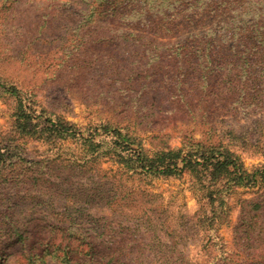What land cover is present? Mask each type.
Wrapping results in <instances>:
<instances>
[{"label": "trees", "instance_id": "16d2710c", "mask_svg": "<svg viewBox=\"0 0 264 264\" xmlns=\"http://www.w3.org/2000/svg\"><path fill=\"white\" fill-rule=\"evenodd\" d=\"M0 32L10 55L58 53L55 79L113 111L96 127L110 140L96 141L2 77L14 99L0 131V264L27 240L43 247H28L29 264L47 251L62 264H191V242L212 240L241 188L255 191L238 201L236 264H264V167L249 171L237 151L250 137L232 127L217 142L186 135L173 146L166 133L240 109L261 114L264 130V0H0ZM29 139L51 155L28 160ZM71 140L80 150L66 155ZM111 160L121 177L103 170ZM123 175H189L199 207L181 205L172 222L158 195Z\"/></svg>", "mask_w": 264, "mask_h": 264}, {"label": "rangeland", "instance_id": "374dc122", "mask_svg": "<svg viewBox=\"0 0 264 264\" xmlns=\"http://www.w3.org/2000/svg\"><path fill=\"white\" fill-rule=\"evenodd\" d=\"M10 51L11 48H9L8 42L2 37L0 32V131L7 129L13 113L14 98L4 95L1 88L4 82L2 77H5L10 78L8 83L19 85L17 88L25 97L33 93L36 95L38 103L49 107L48 109L50 110L55 108V113L73 122L84 133V137L93 134L96 141L110 140V138L106 137L103 130L96 127L111 118L113 111L108 107L94 105L86 97L85 91L69 87L65 83L64 86L61 85L62 82L60 83L55 79L57 72L56 70L53 71L54 68L47 70L48 63L58 53H50L51 55L45 58L41 55L44 52L40 50H34V52L30 50L24 51L21 56L10 55ZM62 100H64V104ZM261 117L259 113H248L240 109L237 115L218 117L213 120L211 125H202L200 123L172 124L166 133L170 134L168 137L169 142L173 146H179L180 141L186 135L217 142L219 137L221 138L222 132L234 127L240 133L245 134V137H250V139L245 138L247 140L246 147L237 151H239L238 153L245 168L253 171L256 168L264 167V130L259 131L260 127L255 130V127H258V123L256 124L255 121ZM214 126L216 129L214 128V130L207 133L210 127ZM257 134L260 136L259 140L255 142L253 137ZM225 138L227 139V136ZM65 145L69 148L65 150L66 155L72 154V152L76 154L80 150L78 146L75 147L72 140ZM25 149L23 156L34 162L43 161L46 156L51 155L48 147L38 140L29 139L25 144ZM84 151H82L83 155L85 154ZM102 167L110 176H122L121 169L114 165L112 160L103 161ZM123 180L128 181L129 185L131 184L135 188L146 190L149 194L158 195L159 199L153 200L166 205L169 220L172 222L178 216V209L181 205L185 206L184 209L189 215H194L199 207L196 196L190 190L189 175L167 180L153 178L148 180L131 179L128 175H123ZM254 191V188H241L238 194L232 196V202L229 205L230 211L221 221L217 228L218 230L213 231L214 237H212V240L208 241L207 239V241L203 242L199 237L200 241L194 239L186 254L188 257L187 261H190L191 264H236L242 254V248L240 247L242 241L235 239L233 231L234 226L238 222V201L239 199L250 197ZM109 213V210L97 212L98 215H109ZM28 247L36 250L43 248L28 240L24 243L16 244L11 248L9 255L6 256L4 264H29L25 255ZM31 264H62V262L57 251H47L36 263L33 262Z\"/></svg>", "mask_w": 264, "mask_h": 264}]
</instances>
